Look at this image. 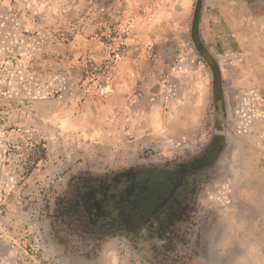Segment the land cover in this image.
<instances>
[{"label": "rangeland", "instance_id": "374dc122", "mask_svg": "<svg viewBox=\"0 0 264 264\" xmlns=\"http://www.w3.org/2000/svg\"><path fill=\"white\" fill-rule=\"evenodd\" d=\"M263 49L264 0H0V264H264Z\"/></svg>", "mask_w": 264, "mask_h": 264}, {"label": "flooded vegetation", "instance_id": "af4514ba", "mask_svg": "<svg viewBox=\"0 0 264 264\" xmlns=\"http://www.w3.org/2000/svg\"><path fill=\"white\" fill-rule=\"evenodd\" d=\"M213 140V139H212ZM211 144V149H207L202 157L200 159H197L196 162H194L192 164V166L190 167V169H192L194 171V176L197 177L195 184L193 186H198L199 184H201V182L203 181V179H206L207 177L213 178V168H214V164L216 163V159H213V143ZM216 149L219 150V146L221 144H218V142L214 143ZM218 144V146L216 145ZM218 153V152H217ZM217 155V154H216ZM203 172V173H202ZM200 174L202 176H204V178L200 177Z\"/></svg>", "mask_w": 264, "mask_h": 264}, {"label": "crops", "instance_id": "0c3cea01", "mask_svg": "<svg viewBox=\"0 0 264 264\" xmlns=\"http://www.w3.org/2000/svg\"><path fill=\"white\" fill-rule=\"evenodd\" d=\"M252 57H254V56H252ZM260 57L261 58H263V60L262 61H260L259 63H258V66H257V69H258V73H259V75H260V77H259V86H261L260 88L262 89V95H263V99H260L261 101H263V106H264V49H263V51H261V55H260ZM214 74V73H213ZM248 77H249V74H248ZM248 84V87L250 86V79L249 78H243L242 79V88L244 89V87L246 88L247 86L245 85V84ZM257 99H259L258 97H257ZM257 104H259V102L257 101ZM263 111H264V109H263ZM263 115H264V112H263ZM260 121H262L263 122V127H264V118L261 120L260 119ZM263 154H264V152H263Z\"/></svg>", "mask_w": 264, "mask_h": 264}, {"label": "trees", "instance_id": "16d2710c", "mask_svg": "<svg viewBox=\"0 0 264 264\" xmlns=\"http://www.w3.org/2000/svg\"><path fill=\"white\" fill-rule=\"evenodd\" d=\"M77 192H78V197H85L87 196V194H89L88 191H84L81 188ZM92 204H95V203H92Z\"/></svg>", "mask_w": 264, "mask_h": 264}, {"label": "built area", "instance_id": "2783aa9c", "mask_svg": "<svg viewBox=\"0 0 264 264\" xmlns=\"http://www.w3.org/2000/svg\"><path fill=\"white\" fill-rule=\"evenodd\" d=\"M230 37H231V38H234V35H233V34H231V35H230Z\"/></svg>", "mask_w": 264, "mask_h": 264}]
</instances>
